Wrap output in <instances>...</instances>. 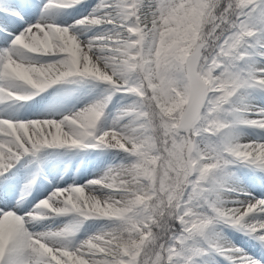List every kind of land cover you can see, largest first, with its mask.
Listing matches in <instances>:
<instances>
[{
  "label": "snow or ice",
  "instance_id": "obj_1",
  "mask_svg": "<svg viewBox=\"0 0 264 264\" xmlns=\"http://www.w3.org/2000/svg\"><path fill=\"white\" fill-rule=\"evenodd\" d=\"M0 264H264V0H0Z\"/></svg>",
  "mask_w": 264,
  "mask_h": 264
},
{
  "label": "bare ground",
  "instance_id": "obj_2",
  "mask_svg": "<svg viewBox=\"0 0 264 264\" xmlns=\"http://www.w3.org/2000/svg\"><path fill=\"white\" fill-rule=\"evenodd\" d=\"M78 159L79 158H77V161H74L73 164H72L73 171L75 170L76 163H78ZM95 171H96L95 169H92L91 172L89 173V175L95 174Z\"/></svg>",
  "mask_w": 264,
  "mask_h": 264
}]
</instances>
